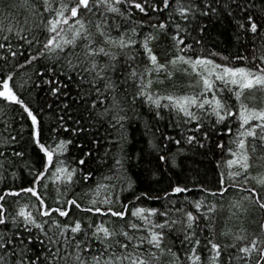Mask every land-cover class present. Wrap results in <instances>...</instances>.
<instances>
[{"label": "snow or ice", "instance_id": "snow-or-ice-1", "mask_svg": "<svg viewBox=\"0 0 264 264\" xmlns=\"http://www.w3.org/2000/svg\"><path fill=\"white\" fill-rule=\"evenodd\" d=\"M223 14L239 32L264 37V0H0V181L9 169L18 170L13 180L25 169L30 177L0 188V264H264V219L251 233L227 228L221 235L230 243L214 235L230 192L237 198L227 219L239 225L251 207L264 212V173L251 175L252 157L264 159V99L255 95L264 97V55L237 54L232 59L244 66H230L219 53L200 54L202 42L188 27ZM37 90L58 103L35 104ZM77 103L105 128L92 141L95 150L108 145L107 174L97 179L84 172V159L69 158L73 140L63 138L85 131L84 116L70 111ZM137 107L175 127L192 125L189 145L204 146L196 133L206 140V127L229 135L227 145L216 144L230 157L226 171L213 187L200 184L199 199L185 201L191 211L139 206L160 197L138 195L125 169L126 124ZM57 108L62 114L46 126V109ZM33 157L39 168L28 162ZM158 160L167 163V154ZM169 188L165 197L191 191L182 183ZM174 212L182 216L173 219ZM180 226L177 253L166 241Z\"/></svg>", "mask_w": 264, "mask_h": 264}, {"label": "trees", "instance_id": "trees-1", "mask_svg": "<svg viewBox=\"0 0 264 264\" xmlns=\"http://www.w3.org/2000/svg\"><path fill=\"white\" fill-rule=\"evenodd\" d=\"M18 12L23 13V9H18ZM140 17L141 14L137 13L133 16V19L139 22ZM198 26L203 27L204 31H198ZM188 27L191 29V38L202 42L203 47L199 50L200 54L208 55L209 53H219L220 56L229 57L230 66H244V62H238L232 59L237 54L247 56L249 61H251L253 56L259 57L264 55V37L257 35L253 38L251 34L245 35L239 32L234 22L226 14L213 16L210 19H194ZM144 30L146 31L147 28L145 27ZM237 36H239V39H237ZM220 56L214 57L217 63L222 62ZM247 66L251 67L252 65L247 64ZM23 71L31 73L32 69L27 68ZM69 90L72 98L78 100L76 95L77 90L72 88L71 85H69ZM255 95L258 101L264 99L259 93ZM31 98L37 105H44L45 101L47 104H53L54 106L58 103L54 98H50L46 91L41 92L37 90L33 92ZM63 102L71 103V100L65 99ZM70 111L75 112L76 116H80L81 114L84 116L81 124L84 125L85 131L79 135L71 132L63 134V138L73 140V144L69 146L68 156L76 160L84 159L85 164L82 166L84 172L92 171L93 178L97 179L101 174H107V166L102 163L101 157L103 156L104 147L108 145L105 144L104 147L95 150L97 145L93 144L92 141L94 138L106 135L105 128L101 127L98 122L90 120L88 112L80 108L78 103L73 104ZM56 114H62L59 108L56 109V113L46 109L44 116L46 126L53 121ZM129 116L131 119L126 124L127 143L124 146L127 175L131 179L134 191L138 195L146 192L150 197H160L159 200L143 199L139 202V206L158 209L162 207L173 209L183 207L185 211H191V205L185 201L199 199L200 184H203L205 187H213L216 183L218 173L226 171V160L230 157L226 152L222 154L220 149L216 147V144L217 142H223L227 145L230 139L229 135L224 134L225 130L223 128L214 132L210 127H206L204 129L208 132L206 140L200 138V133H196L197 138L204 145L203 147H199L196 144L189 145L186 141V135L192 134V125L187 126V129L183 124L180 127H175L172 118L165 117L164 119L156 120L140 107H137L135 113L129 112ZM208 123L211 122L209 121ZM69 127H72L71 123H69ZM169 136L173 137L174 140H181V144L168 143L166 138ZM109 138L111 139L112 137ZM162 139L165 140L167 145L163 150H161ZM153 145L157 147L154 148ZM26 147L31 156V146L28 145ZM88 152H92V155H85ZM162 154H167V163L158 160V156ZM17 162L21 163L19 158ZM28 162L35 165V168H39L35 157ZM110 163L111 161H108V164ZM251 164V175L264 173V159L253 156ZM76 166L80 167L79 165ZM17 171V169H9V174L6 176V179L0 181V188H4L5 183L18 185L26 177L30 179L27 169H25L22 173L16 175L15 180H13L10 173ZM175 183L186 184L191 191L183 193L182 195L165 197L164 190L167 189L170 192L169 185ZM76 191H79V189L77 188ZM49 196H52L51 191L49 192ZM123 196H127L129 199L132 198L128 195V192H124ZM235 198H237V193L233 191L228 194L225 200L220 201L222 210L216 217L214 230L217 242H231L229 238L221 235L227 228H232L235 231L237 226H241L251 233L257 231L258 223L261 219H264V212H261L255 206L250 208L249 213L239 225L236 223L235 217L227 219L229 202ZM8 199L10 201L9 209L11 210L13 201L11 197ZM181 216L182 213L174 212L172 218L177 219ZM181 228L182 226L178 227L166 241L170 246H173V250L177 253L180 252V239L178 237L182 238ZM38 247L39 245H37Z\"/></svg>", "mask_w": 264, "mask_h": 264}]
</instances>
